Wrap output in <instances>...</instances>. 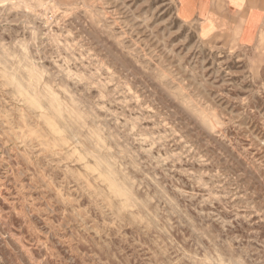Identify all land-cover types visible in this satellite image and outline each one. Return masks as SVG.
I'll use <instances>...</instances> for the list:
<instances>
[{"label": "rangeland", "instance_id": "rangeland-1", "mask_svg": "<svg viewBox=\"0 0 264 264\" xmlns=\"http://www.w3.org/2000/svg\"><path fill=\"white\" fill-rule=\"evenodd\" d=\"M0 264H264V30L0 0Z\"/></svg>", "mask_w": 264, "mask_h": 264}, {"label": "crops", "instance_id": "crops-1", "mask_svg": "<svg viewBox=\"0 0 264 264\" xmlns=\"http://www.w3.org/2000/svg\"><path fill=\"white\" fill-rule=\"evenodd\" d=\"M180 19L204 37L254 43L264 30V0H175Z\"/></svg>", "mask_w": 264, "mask_h": 264}]
</instances>
